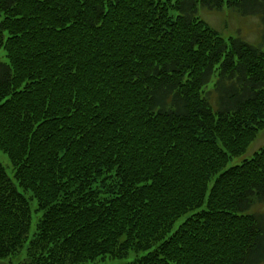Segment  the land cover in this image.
Masks as SVG:
<instances>
[{"label": "trees", "instance_id": "1", "mask_svg": "<svg viewBox=\"0 0 264 264\" xmlns=\"http://www.w3.org/2000/svg\"><path fill=\"white\" fill-rule=\"evenodd\" d=\"M199 6L264 26V0H0V263L264 264V147L225 169L264 130V43Z\"/></svg>", "mask_w": 264, "mask_h": 264}, {"label": "rangeland", "instance_id": "2", "mask_svg": "<svg viewBox=\"0 0 264 264\" xmlns=\"http://www.w3.org/2000/svg\"><path fill=\"white\" fill-rule=\"evenodd\" d=\"M175 1V0H174ZM199 18L205 22L209 28L215 31L220 37L225 40H229L230 38L241 39L247 43H250L254 46L261 45L264 43V26L261 22L259 16L250 15L244 16L240 14L236 9L230 8L227 6L222 7L220 10H208L206 8H202L199 6ZM173 14H175L173 12ZM6 54L1 49L0 50V62L6 61ZM212 103H216V96H212ZM264 147V130L260 132L255 141L249 146L247 151L238 157L232 158L227 167L230 168L235 165H240L243 161L252 159L254 155L260 151ZM0 162L5 167L7 173L10 177L13 176V167L11 162L6 154L1 152L0 150ZM224 169V170H225ZM31 209H32V223L30 235L35 231V226L40 217L39 214L36 213V202L31 201ZM254 212L264 213V206H257L253 209ZM23 258V254L19 257V259ZM19 259L14 260V264H17ZM10 262H5L4 264H9ZM3 264V263H0ZM94 264H112L110 260L106 262L98 261Z\"/></svg>", "mask_w": 264, "mask_h": 264}]
</instances>
